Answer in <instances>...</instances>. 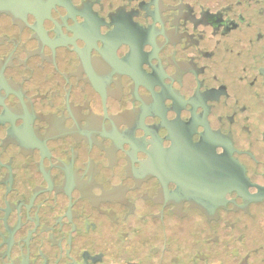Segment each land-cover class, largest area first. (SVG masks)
Segmentation results:
<instances>
[{"label": "flooded vegetation", "instance_id": "af4514ba", "mask_svg": "<svg viewBox=\"0 0 264 264\" xmlns=\"http://www.w3.org/2000/svg\"><path fill=\"white\" fill-rule=\"evenodd\" d=\"M0 264H264V0H0Z\"/></svg>", "mask_w": 264, "mask_h": 264}]
</instances>
